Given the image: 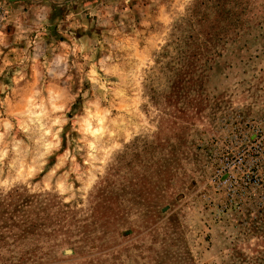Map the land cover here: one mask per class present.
<instances>
[{
    "label": "rangeland",
    "instance_id": "374dc122",
    "mask_svg": "<svg viewBox=\"0 0 264 264\" xmlns=\"http://www.w3.org/2000/svg\"><path fill=\"white\" fill-rule=\"evenodd\" d=\"M0 264H264V0H0Z\"/></svg>",
    "mask_w": 264,
    "mask_h": 264
}]
</instances>
